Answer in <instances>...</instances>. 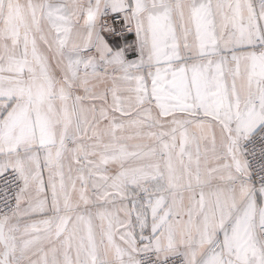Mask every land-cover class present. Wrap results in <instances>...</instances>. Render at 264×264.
Returning a JSON list of instances; mask_svg holds the SVG:
<instances>
[{"label":"snow or ice","instance_id":"snow-or-ice-1","mask_svg":"<svg viewBox=\"0 0 264 264\" xmlns=\"http://www.w3.org/2000/svg\"><path fill=\"white\" fill-rule=\"evenodd\" d=\"M0 264H264V0H0Z\"/></svg>","mask_w":264,"mask_h":264}]
</instances>
